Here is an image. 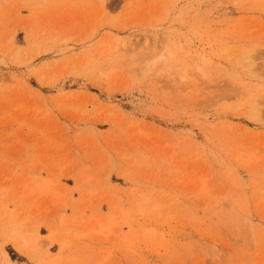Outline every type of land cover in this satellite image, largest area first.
<instances>
[{"label": "rangeland", "instance_id": "1", "mask_svg": "<svg viewBox=\"0 0 264 264\" xmlns=\"http://www.w3.org/2000/svg\"><path fill=\"white\" fill-rule=\"evenodd\" d=\"M100 1L0 0V264H264V0Z\"/></svg>", "mask_w": 264, "mask_h": 264}, {"label": "bare ground", "instance_id": "2", "mask_svg": "<svg viewBox=\"0 0 264 264\" xmlns=\"http://www.w3.org/2000/svg\"><path fill=\"white\" fill-rule=\"evenodd\" d=\"M101 3H102V5H105L106 4V0H101L100 1ZM122 45L123 46H128V44H126V42H123L122 43ZM18 49V48H17ZM253 50H254V48H252ZM252 49H245V50H243V52L239 55V57H238V59H237V61L239 62V63H241L242 65H245L249 70H250V68H251V66L254 64V59L251 57V51H252ZM168 54V53H167ZM165 56H167V55H164V54H160V55H158V56H156L155 57V59L153 60V61H156V60H159V59H161L162 57L164 58ZM168 56H169V54H168ZM167 56V57H168ZM170 57V56H169ZM192 60H194V57H192L191 58ZM196 60H199V58L198 59H196ZM201 60V59H200ZM199 60V61H200ZM144 61V60H143ZM146 61V60H145ZM198 61V63H195L194 62V64H196V67H197V70H199V71H201L202 72V69H201V66H202V63H201V61L199 62ZM148 62L149 61H147V62H145V64H146V66L148 67ZM145 66V67H146ZM149 68V67H148ZM151 68V67H150ZM168 70V67H165V66H163V67H160L159 68V73H164L165 71H167ZM158 73V74H159ZM42 78V77H41ZM40 78V79H41ZM181 78H185V76L184 75H181ZM39 79V78H38ZM39 79V80H40ZM38 80V81H39ZM41 81V80H40ZM256 95V94H255ZM254 95V99L252 100V102L250 103V106H249V109H250V115H249V117L251 118V119H254V120H259V118H258V116H259V114L261 113V111H262V108H261V103H259L258 101H259V99L257 100V96H255ZM258 95V94H257ZM206 205V204H205ZM41 236L42 235H37V239H40L41 238ZM15 246L18 248V250L22 253V254H24V255H26V256H28L31 260H34V259H36L37 257H38V253H37V251H29L28 249H26L25 248V244H24V242L21 240V239H18L16 242H15ZM1 256H3L2 258H3V260L5 261V263L6 264H13L12 263V261H11V259H10V257H9V255H8V253L5 251V250H3L2 251V255ZM1 260V259H0Z\"/></svg>", "mask_w": 264, "mask_h": 264}]
</instances>
